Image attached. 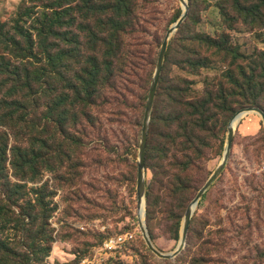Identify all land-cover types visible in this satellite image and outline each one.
<instances>
[{"label": "rangeland", "instance_id": "374dc122", "mask_svg": "<svg viewBox=\"0 0 264 264\" xmlns=\"http://www.w3.org/2000/svg\"><path fill=\"white\" fill-rule=\"evenodd\" d=\"M22 1L0 0V23L5 25L7 39L19 41L22 50L0 47V62L8 72L0 83L8 89L28 83L38 93L37 120L42 144L39 184L46 191L51 208L48 221L56 238L48 264H188L190 258L205 260L206 264H263L264 120L256 112L248 113L237 123L226 166L195 209L184 251L172 260H162L149 250L140 229L137 170L145 105L164 37L183 13L180 0H137L134 20L124 29L122 42L126 45L114 43L115 56L129 43L135 45L142 53L139 65L147 73L142 91L137 80L129 90L125 112L109 106L105 91L108 80H112L114 88L117 86L121 62L114 58L101 60L105 68L92 100V91L86 92V87L80 90L84 99L91 100L90 104L84 100L79 106L75 104L78 76L84 75L83 70L93 72L95 57L114 53L113 16L94 13L95 19L88 27L97 33L98 23L108 24L100 29L106 32L102 38L108 44L97 49L96 38L88 35L82 55L84 68L78 70L74 50L60 39L53 52L43 54L35 48L34 57H30V43L21 41L19 31H15L20 18L16 10ZM186 1L188 16L168 44L150 118L144 170L148 191L146 229L154 247L166 255L177 250L185 213L222 162L232 116L242 108L235 103L232 111H225L229 112L226 115L223 110L214 111L217 114L213 122L202 130L192 126L183 129L188 120H177L178 115L185 113H178L177 89L189 79L185 88H190L192 96L202 99L206 91H214L220 102V96L227 93L219 90L229 82L226 60L219 53L227 38L233 50L230 58H236L234 63L233 59L226 62L233 73L242 68L250 76L251 69L258 67L261 76L264 74V0ZM23 23L18 24L19 28L30 25L24 18ZM69 33L74 31L57 30L59 38ZM193 45H200L195 54ZM24 55L31 59L22 61ZM88 59L91 63L85 67ZM190 59L205 67L190 74L185 69ZM25 63L29 65L24 66ZM235 80L239 84L230 90L231 100L251 99L258 94L264 107V89H251L245 78ZM66 94L71 99L64 105ZM190 135L197 148L195 166L188 170L170 210L160 215L156 212L160 190L155 186L160 188L161 184L160 180L155 183L152 167L161 164L170 138L186 141ZM115 238L122 240L110 250L107 245Z\"/></svg>", "mask_w": 264, "mask_h": 264}, {"label": "trees", "instance_id": "16d2710c", "mask_svg": "<svg viewBox=\"0 0 264 264\" xmlns=\"http://www.w3.org/2000/svg\"><path fill=\"white\" fill-rule=\"evenodd\" d=\"M136 7L137 0H23L17 8L16 14L20 16L18 18L20 24H24V18L30 22V25L25 29L24 27L19 28L18 23L15 31H19L17 34L21 37V41L24 39L26 43H30V57H34L33 50L35 48L41 50L43 54L53 52L60 39L68 49L74 50V56L78 62L77 69L82 70L84 68L82 55L87 47L85 41H87L88 35L96 38L94 43L97 49H103L108 44L107 39L102 38L103 35H107L106 32L100 30L105 26L108 27V24L98 23L96 28L99 32L97 33L88 27L95 19L94 13H100L101 17L111 14L114 24L111 38L114 53L103 54L102 58L95 57L92 66L93 72L88 73L83 70L84 75L78 76L75 104L79 106L82 100L90 104L100 85L103 76L102 69L105 68L101 60L114 58L116 62H121L118 75L116 74L117 86L114 88L112 80H108V88L105 91L109 106L115 111L125 112L130 95L129 90L133 87L134 82L137 80L139 91H142L147 79L145 69L139 65L142 53L135 45L129 43L127 48L122 49V53L117 52L115 56L114 43L126 45L124 41L122 42L125 34L124 29L126 30L128 25L133 22ZM58 29H72L74 33L65 34L59 38ZM209 41L210 43L214 42L212 37H209ZM9 46L22 52L20 42L14 38H10L9 42L5 25L0 23V47ZM193 46L192 54H195L200 45ZM219 53L226 60L224 63L227 66L226 74L229 79L227 85L219 91L227 94L220 96V102L215 98L214 91H206L202 99L196 98L191 95L190 88H185L190 84L189 79L186 78L183 85L177 89L178 113L180 110L185 111L178 115L177 120L182 121L183 118L188 120L183 129L188 130L190 126L198 130L207 128L216 117L217 113L214 111L222 112L223 110L226 115L229 112L225 111H232L235 103L241 107L259 106L264 109L258 94L254 98L243 100H231L232 98L229 97L230 90L238 88L239 80H235L236 77L248 80L249 86L253 90L264 89V74L261 76V70L258 67L252 68L250 76H246V71L242 68H238L237 73H233L231 67L228 66L230 63H226L233 59L230 58L233 50L229 38H227L225 46L220 47ZM29 59L31 58L28 55L22 57V61ZM235 59H233V63ZM90 63L91 61L88 59L85 67H89ZM28 65L25 63L24 66ZM202 67L205 65L190 59L185 69L191 74L197 73ZM7 73V67H4V64L0 62V79ZM82 87H86V92L92 91L89 96L91 100L88 97L84 99L83 93L80 91ZM66 91H69V88ZM37 95L36 89L28 83L17 84L9 89L0 83V264H48V258L56 240L48 221L51 208L47 203L46 191L39 184L42 144L39 139L37 120L39 111ZM64 96L62 102L66 105L71 97L67 94ZM23 111L25 112L22 113ZM111 115L114 116L112 113ZM170 139L171 141L166 143L162 152L161 160L163 162L152 167L155 183L157 184L160 180L161 184H158L160 188L155 186L160 190H157L156 205V212L160 215L170 210L172 201L179 194L183 181L187 178L188 170L195 166L194 154L197 152L191 135L187 136L186 141H177L174 137ZM146 194L148 195V191ZM261 260L264 264V254L261 256ZM206 263L205 260L190 258L188 264Z\"/></svg>", "mask_w": 264, "mask_h": 264}, {"label": "water", "instance_id": "95a60500", "mask_svg": "<svg viewBox=\"0 0 264 264\" xmlns=\"http://www.w3.org/2000/svg\"><path fill=\"white\" fill-rule=\"evenodd\" d=\"M180 2L182 3V6H183V13L180 19L166 33L164 40L162 42L160 51H159L158 60L156 64V71L154 74V78L152 81V85H151L149 95H148V100H147L146 107H145L144 120H143V126H142L141 144L139 147L138 170H137V199H138V208L140 210V215H139L140 229L143 233V237L147 243L149 250L162 260H172L176 258L177 256H179L184 251L186 247L189 230H190L191 219L195 212V209L199 201L205 194V192L209 189V187L213 184V182L216 180L218 175L222 172V170L226 166L227 160L230 156V152H231L233 141H234V135H235V127L233 125L235 118L247 115L249 112H256L260 114L262 119L264 120V109H262L259 106H244L235 112V114L232 116V120L229 126L227 148L224 154V158L222 162L219 164V166L217 167V169L215 170V172L213 173V175L208 179V181L200 189L196 197L193 199L191 205L188 207L185 213L184 224L182 228V236H181V240H180L177 250L174 253L167 254V255L159 252L152 244V240L148 234V231L145 225V220H144L145 218V192H146V182H145L144 170H145V164H146V152H147V144H148L149 130H150V118H151V113L154 107L161 76L163 73L164 61H165V57H166V53L168 49L169 40L171 36L173 35V33L176 32L181 27V25L183 24V22L188 16L187 1L180 0ZM142 206H144L143 214H142Z\"/></svg>", "mask_w": 264, "mask_h": 264}, {"label": "built area", "instance_id": "2783aa9c", "mask_svg": "<svg viewBox=\"0 0 264 264\" xmlns=\"http://www.w3.org/2000/svg\"><path fill=\"white\" fill-rule=\"evenodd\" d=\"M122 239L121 238H115L113 241H110L109 243H108V248L110 249V250H112L114 247H115V245H117L120 241H121Z\"/></svg>", "mask_w": 264, "mask_h": 264}, {"label": "bare ground", "instance_id": "6f19581e", "mask_svg": "<svg viewBox=\"0 0 264 264\" xmlns=\"http://www.w3.org/2000/svg\"><path fill=\"white\" fill-rule=\"evenodd\" d=\"M249 113H251V112H249ZM244 116H245V115H244ZM244 116L236 117V118H235L234 123H233L234 127L237 126V123H238V122L241 120V118H243ZM143 211H144V206H142V214H143ZM139 215H140V210H139Z\"/></svg>", "mask_w": 264, "mask_h": 264}]
</instances>
